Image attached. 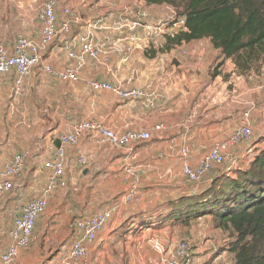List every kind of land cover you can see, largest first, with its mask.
Masks as SVG:
<instances>
[{
    "label": "crops",
    "instance_id": "obj_1",
    "mask_svg": "<svg viewBox=\"0 0 264 264\" xmlns=\"http://www.w3.org/2000/svg\"><path fill=\"white\" fill-rule=\"evenodd\" d=\"M31 1L32 0H0V30L3 29V32H0L1 42L10 43L18 37H26L35 41L39 39V32V35L35 37L30 36L28 34L29 32H27V29L31 26L32 21ZM43 2V0H40V4L37 7V11L41 9ZM63 2L65 3H62V1L60 0L57 1L55 13L58 17H61V11L63 7H69L71 9L75 8V11L78 12L79 4L77 5L75 0H63ZM86 6L87 14L91 15L89 18L101 19L104 22V27L109 28L98 32L96 34L97 40L101 43H116V45L119 47L117 49V46L115 45L116 47L110 51L111 53L109 64L107 66H102L106 67L105 70L98 69V67L101 65H97L92 61L88 60L84 66L87 75H97L98 78L91 79L105 80L110 83L120 84L124 88H141L142 86H146L147 80L141 79L144 77L148 78L150 85H148L146 88L150 89L147 91L158 94V97L155 100L154 104L148 106L151 110L150 114L154 115V117L153 121H149V126H147L146 128L134 127L123 130V128H121L119 124L123 122L127 116H129L127 115V110H134V113L140 112L137 108V101H121L111 93L102 94L105 95L106 99L99 101L96 100V96L101 95V92H93L90 89L84 90L86 91V93H90L93 98L88 97L86 99L80 100V98H78L79 95L76 93V90H74L75 92L72 93L71 90H65L64 88L66 86L75 87L73 86L75 84L64 83L53 79L54 81H56V85H60L61 87L59 96L61 101V107L63 106L64 109L72 108V110L76 107H81V109H88L89 111H91V113L94 112L90 115H85L83 117L80 116L82 118L74 120L72 123H70V126L61 128L65 130H59L58 132V126H55L56 130L54 131L58 132V136L61 133L70 132L72 130L73 125L78 120L82 119H92L99 121L116 133H124L130 130L150 131L151 133H157L156 135H161L160 137H158L159 139H170V142H168L163 149L160 148L155 153V156H158L155 158V160L157 159L160 161L166 159L171 154H174L175 151L176 156H179L180 148H187V146L185 145L180 146V144L186 142V140H192L195 138H212L222 141L226 139L229 135H231V133L239 126V120H237V116L235 118V124L233 123L234 126L232 129L228 127V124L231 121L233 110L237 115V112L239 110L237 106L242 104V101L240 100H243L245 96L247 97L250 94V88H248L247 90H241L240 88L238 89L240 85V78L239 76H236L238 74H236L234 67L231 65L230 61L224 60L223 56L218 50H215L212 47L209 39L182 43L179 46H171L166 43V40L162 38V36H156L157 38L155 37L154 39L157 41L158 45L162 49L164 46L169 49L163 50L161 53H155L154 55H152L150 58V68L148 70L143 71L144 68L138 69V67L133 68L128 65V60L131 59V53L133 52L131 49H129L131 47V45L129 44V40L132 35H143V31L139 27L130 31V21L136 19L133 17V15L125 12V10L128 7H130L131 9H139L140 12L143 13V16L142 19L138 20L141 24H145L158 23L171 17V7L166 5H147L141 0H87ZM76 30H78V28L73 27V34H75ZM145 34L146 33L144 32L143 36H145ZM11 36L12 39L10 38ZM73 37L74 36H70L66 39L71 41ZM56 41L54 43H56ZM143 42H145V40H143ZM54 43L41 53L44 62L47 63L48 60L53 59L54 54H62L64 56V64H62V66L59 68L67 66L70 63H74L73 61L67 59L66 52L64 55L63 50L65 49V47L64 49L57 48L54 46L56 45ZM63 46H65L64 42ZM120 46H123L124 49L121 50ZM144 47L146 48L145 45ZM73 48L74 50H77V44L75 42L73 43ZM149 50H151V48ZM140 53L142 55L144 54V52ZM145 53H147V55L150 57L148 51H145ZM144 58V56L140 58V64H145L146 61L144 62ZM116 62H118V64H116ZM91 65L93 66V68H91ZM28 78L25 81H29ZM51 79L49 81H46L45 79L44 82L51 84L53 83V80ZM253 79L254 78L250 77V80ZM11 83L12 80L8 81L5 77L4 83L0 85V166L6 164L10 159L11 155L14 153L25 151L30 156V159L26 163L21 177H19L18 179H14L13 181V194L14 192H17V194H19L18 197H20L18 198V202L16 203V205L18 206L20 204L23 205L24 203H26L29 198L31 199V197L37 195V193L39 194L40 191L37 192V189L40 188L41 190L44 186L47 174L49 172L48 170L43 169V162L49 158L47 148H50L51 146H47L45 150L40 146L39 142L36 141L33 144L31 143V134L25 131V127L28 128L29 124L27 125V122H25L23 118H21V113L20 115L18 114L19 116H16V114L18 113V108L22 106V101L20 100L23 99L21 97H23L25 94L21 97L16 98H13L12 95H8L7 93H9L8 89H11ZM25 84L26 82L24 83V85ZM26 89L27 88L25 85V92ZM257 91H260L259 87L257 88ZM68 98L70 99V103L74 104V106L66 105L68 102ZM251 103H253V101ZM262 106L264 107V103ZM254 107L255 109L252 112L253 115H251L252 118L255 116L256 113L259 112H256L257 106L254 105ZM14 110L15 113L12 114ZM260 112H262L260 118L264 120V110ZM77 114L78 113H76V115ZM63 116H66V118L68 119L73 115L67 110H65ZM228 116L229 121H224L223 117ZM113 117H115L116 119H113ZM257 121L256 119H251V123L254 128H256ZM144 122L148 121L145 120ZM158 124L164 125L165 129L160 132L153 131V127ZM237 124L238 126H236ZM223 125L225 127H223ZM222 129L225 130L222 131ZM261 132H263L262 129L260 132L257 133V135L260 138H263L264 133ZM58 136L52 140L51 145H53L54 141L58 138ZM84 139L85 138H83V140ZM83 140L82 142H84ZM88 140L90 141V143L88 142ZM88 140H86V142H84L83 144L92 145L98 143L99 145H105L99 143L96 138L91 136ZM177 140H182V142H176ZM262 143H260L258 146H260ZM131 147H129L128 150H121L124 157L128 155V152L130 150V164L134 159H136L137 155L139 154L136 152V149L134 150L133 147ZM177 148H179L178 151ZM188 148L187 151L190 157V164L192 167H195L199 164L200 160H194L190 147ZM73 150L74 149L72 147H68L66 149L67 161L69 163V166L66 169V178L67 186H70V188L76 187L77 194L74 190H70L67 192L65 199H69V197L73 196V193H75L79 197H83L86 202L88 200L94 203H96L98 200L103 201L105 194H108L102 192L104 189L102 185L104 183V180L98 178H94L95 180L88 179V176L91 173V169L94 166L89 165V170H86V172H88L86 177H82L83 172L78 173L80 175L78 178H76L77 176H74L76 173V168H73L72 165L74 164L77 166V164L75 163L77 152L75 154V157H71L70 153L73 152ZM96 151L102 153V156L104 155V157H106L104 152L100 151L99 149H96ZM32 155H34V157ZM232 160H237V157L232 158ZM33 161L40 164H37L39 165V169L37 168V166H35L36 163ZM145 163L146 164L144 166H146L147 168H157L154 167L153 159L147 160L145 161ZM115 164V160L111 158L108 159V162L104 163L105 168H107L108 170L116 169ZM131 165L137 171L138 177L140 178V171L138 169L139 167L134 163ZM68 170H70V172H67ZM211 173L207 174L205 179L210 177ZM227 174L231 175L230 173ZM163 176L164 182H162L163 184L159 190L156 189V187L158 186L152 185L150 184V182L146 183L145 181V183H143L144 180L140 181V186L138 190V181V191L136 193V196L141 191V188L143 189L141 191L142 193H140L138 197H136L137 200L135 201L139 206H143V211H138L140 210V208H138L135 210L133 209L134 211H129V214L124 213V210L127 209V207L130 205L119 209V211L112 216L110 221L100 232V234L102 235L104 234L108 226H112V229L109 230L110 236H108L105 241V248H107V243H116V239L114 238L116 237L118 227L125 221H128V223L131 224V231L125 237L123 236V238L119 239L117 242L123 241L124 246L126 247L127 244H131L129 240L133 238L132 242H136L137 244H139L137 239L139 236L136 235L135 227H133L134 220L141 219V214L147 212L148 208L154 207L152 205L155 204H162L163 202H161V199L168 197L164 194L159 195L158 191H162L165 188L174 191L178 190L180 188V181H182L183 178L182 174H180L181 180H179V178H176L175 176L172 178L166 173H164ZM72 177H75L76 179H72ZM141 177H143V175H141ZM95 182H97V184H95ZM108 184L109 182L107 181V185ZM184 188L185 186H183L182 189ZM13 194L11 195V197L15 198ZM14 200L9 203V210L11 208H14ZM49 205L50 203L48 201V206ZM143 215L145 216L146 214ZM205 218L208 219L207 217ZM170 224V222L166 223L167 226L164 227V230L169 228ZM12 226L13 223L11 224L10 228H12ZM131 234H134L132 235L134 237H131ZM137 234L139 233L137 232ZM141 234L145 235L143 233ZM0 237L3 236H1L0 234ZM1 241L6 242V247H4L6 249L10 243V240L6 237H3L2 239H0V242ZM216 251L218 252V250ZM221 251L222 252L219 254L212 255V253H210L209 255L207 254L206 256L199 257L198 260H201L199 264H204L205 259L210 260L208 264H222L221 260L224 259L222 255L226 254V246L225 248H223V250L221 249Z\"/></svg>",
    "mask_w": 264,
    "mask_h": 264
},
{
    "label": "rangeland",
    "instance_id": "obj_2",
    "mask_svg": "<svg viewBox=\"0 0 264 264\" xmlns=\"http://www.w3.org/2000/svg\"><path fill=\"white\" fill-rule=\"evenodd\" d=\"M60 1H62V3H65L63 2V0ZM75 1L77 5L79 4L78 12L75 11V8H73L74 10L72 9V11L76 13H80L83 17H90L91 15L87 14V6H86L87 0H75ZM39 4H40V0L31 1L32 21H31V26L28 27L27 29V32H29L28 34L32 37L38 36L40 33V23L38 19H36V16H38L37 15L38 12L41 10L40 9L39 11H37V7ZM129 8L130 7H128V9ZM134 10H136L134 12H139L141 14L139 16V19H142L143 13H141L139 9H134ZM175 18H176L175 12L172 10L171 17L167 18L166 20L160 21L158 23H145V24L146 26L149 27H154V25H160V24L169 25L171 24L172 20ZM130 26H131V22H130ZM140 29L143 31V35H144L145 32L144 29L143 28ZM0 32H3V29H1ZM176 34H172L170 32H166L165 34L151 35V36H148L146 34L145 36H143L139 34L140 37L143 36L142 40L139 42L140 44L139 47L135 46L133 40L131 41L129 40V44L131 45L129 49H131L133 52L131 53L132 55L131 59L128 60V65H130V67L133 68L138 67V69L144 68L143 71L148 70L150 68L151 56L154 55L155 53H161L163 50L169 49L166 48L165 46L162 49L154 38L156 36L158 37L162 36V38H164L167 42V37H172ZM72 36H74V34H72L71 37ZM133 36L134 35H132V37ZM10 38L12 39V36ZM143 40H145V42H143ZM104 43L108 44L109 42H104ZM54 44H56L54 45L55 47L64 49L62 37H59L56 43ZM144 45L146 46V48L144 47ZM120 48L121 50L124 49L123 46H120ZM150 48L151 50H149ZM145 51H148L150 57L147 55V53H145ZM65 52L66 50L64 49L63 50L64 55ZM140 52L142 53L144 52V54L142 55ZM143 56L145 57L144 62L145 61L146 62L145 64H140V60H141L140 58ZM224 60H228L231 62V65L234 67L236 74H238L235 75L237 77L239 76L240 78V85L238 89L240 88L241 90H247L248 88H250V94L247 97L245 96L243 100H240L242 101V104L237 106L239 108L237 115L233 110L231 121L228 124V127H230L231 129L233 128L235 124L236 116H237V120H239L238 124H240L242 120V112L247 111L248 108L250 107V103L253 101L254 105L257 106L256 112L257 111L259 112L256 113L253 118L251 117L252 120L253 119H256V121L258 120L256 124V128L253 127V133L251 139L252 141L256 139V137L258 136L257 133L260 132L261 129L263 130V132L261 133H264V120L260 118V115H262V112L260 111L264 110V107L262 106L264 103L263 102L264 57H261V59L258 62L252 63L251 69L249 71H245L244 73L243 72L241 73L240 70H238L232 59H224ZM47 63L51 64L55 68H59L62 66V64H64V56L62 54H56V55L54 54L53 59L48 60ZM116 64H118V62H116ZM91 68H93V66ZM98 69L105 70L106 67L99 66ZM11 75H8L6 77L8 81L12 80ZM250 77L254 79L250 80ZM91 78H98V76L87 75V72L85 71V67H83L81 71H79L78 82L75 83V85H73L75 87L66 86L64 88L65 90H71L72 93L75 92L74 90H76V93L79 95L78 98H80V100L86 99L88 97L93 98V96H91L90 93H86L85 91L86 89L89 90L86 86V81ZM28 79L29 81H25L26 82L25 85L27 88L25 95L21 97L23 100H20L22 101L21 102L22 106L18 108V113L16 114V116H19L21 113L22 115L21 118H23V120L27 122V125L29 124L28 128L25 127V131L31 134L32 144L37 141L39 142L40 146L46 150L47 146L49 147L51 146L52 140L58 136L57 133L59 132V130H65L61 128L70 126V123H72L74 120L80 119L85 115H90L94 113V112L91 113V111H89L86 108L81 109V107L80 108L76 107L73 110L72 108L64 109L63 106L61 107V101L59 98L60 90H61L60 85H56V81L39 73L37 69H35L32 72V74ZM45 79L46 81H49L51 79L53 80V83L51 84L45 83L44 82ZM141 80H147L146 86H142L141 88L140 87L138 88L136 87V88L146 91L144 93L149 96V98L147 99L152 104H154L155 100L158 97V94L147 91L150 89V88H146L148 85H150L148 78L144 77ZM258 87L260 91H257ZM8 90L9 93L11 94L9 93L7 94L12 95L11 89ZM102 94H107V93H101V95L96 96V100L99 101L105 100L106 97L105 95ZM66 105L74 106V104L70 103L69 98ZM149 105L150 103L144 100H140V101L138 100L137 108L140 112L134 113L133 112L134 110L128 109L127 115L129 116H127L125 120L119 124V126L123 128V130L134 127L146 128L147 126H149L150 123L149 121H153V117H154V115L150 114L151 110L148 107ZM65 110H67L73 116L67 119L66 116H63ZM14 113L15 110L12 112V114ZM76 113L80 115L78 114L76 115ZM251 115L253 114L251 113ZM113 119L116 118L113 117ZM145 120L148 122H144ZM223 120L229 121V116L223 117ZM238 124L236 126H238ZM55 126H58V132L54 131L56 130ZM223 127L225 126L223 125ZM51 128H55V129H51ZM225 129H222V131ZM156 134L157 133L152 132L150 139L148 141L143 143H138L139 145L132 146L133 149L134 150L136 149V152L139 153L136 159H134L131 163V164L134 163L139 167L138 169L140 171L139 172L140 178H139L138 190L141 180H144L143 183H145L146 181V183L150 182V184L158 186L156 187V189L159 190L163 184L162 182H164L163 180L164 173L170 175L172 178L175 176L176 178H179V180H181L180 179L181 163L179 156L178 155L176 156V151L174 152V154H171L166 159L160 161L157 159L155 160V158L158 157L157 155L155 156L156 151L160 148L163 149L164 146L167 145L168 142H170V139L169 140L159 139L158 137H160L161 135H156ZM88 139H90V136L85 137L83 141L86 142V140ZM220 141L221 140L212 139V138H206V139L195 138L192 140H186V142L184 143H181L182 140H177L176 142H180L181 143L180 146L185 145L187 146V148L190 147L194 160H200L209 149H211L216 143ZM84 142H82V144L78 149H74L73 152L70 153V155L71 157L72 156L75 157L76 152L81 150V152L88 157L89 162L87 167L94 166L91 169V173L89 174L88 179L91 180H95L94 178L103 179L104 183L102 185L104 189L102 192L108 194L107 195L105 194L103 201L98 200L96 203H94L90 200L86 202V200L83 199V197H79L78 195H76L77 194L76 187L70 188V186L69 187L67 186L64 189L54 192L49 199L50 205L49 206L47 205L45 212L37 220L34 234L28 249L20 253L19 256L20 264H61V261L66 257L69 251L72 241L77 235L73 227L74 221L81 217H89L94 212L105 210L110 206L119 205L120 197L130 188L132 182L131 181L126 182L124 181L123 178L122 171L124 167V163H123L124 155L121 152V150H115L114 147L110 145H99L98 143L90 145V144H83ZM88 142L90 143L89 140ZM252 148L253 145H250V142L243 144L241 146L232 147L231 149H229L228 153L226 154V159L224 164L215 167L213 170L215 171L216 169H220V168L227 169L226 173H230L231 175H233L232 172L234 169L238 167L239 162L245 163L247 158L251 156L253 152ZM48 149L49 148H47V151ZM96 149H99L100 151L104 152L106 157H104V155L102 156V153L97 152ZM178 150L179 148H177V151ZM32 156L34 157V155ZM234 157H237V160L235 161L232 160V158ZM110 158L115 160L116 169L114 170L113 169L108 170L107 168H105L104 163L108 162V159ZM150 159H153L154 167L157 168H153V167L147 168L146 166H144L146 164L145 161ZM35 163H36L35 166H37V168L39 169L40 164L37 162ZM72 167L76 168V173L74 176L75 177L77 176L76 178H78L80 176L78 173H80L79 171L81 170V168L78 167V165L76 166L74 164L72 165ZM141 175H143V177H141ZM75 177H72V179H76ZM107 181L109 182L108 185H107ZM95 184H97V182H95ZM183 186H185L186 189L184 191H180L181 187L183 188ZM192 186L195 185L187 184L183 177L182 181H180V188L178 190L174 191L165 188L162 191H158V194L159 195L164 194L167 196L174 197L177 194L181 195L183 192L191 191L193 189V188L191 189ZM142 189L143 188H141V191ZM37 190H38L37 192H39L40 188H38ZM70 190H74L76 194L73 193V196H70L69 199H65L67 192ZM141 191L139 192V194L142 193ZM11 193L13 194V190ZM11 193L8 196L0 199V231L6 230L11 227L13 220L16 217H18L20 209L30 199L29 198L26 201V203H24L23 205L20 204L17 206L16 205V203L18 202L17 200L18 198H20L18 197L19 194H17V192H14L13 196L15 198H12ZM138 195L135 196L133 201L129 204L130 206L127 205L128 206L127 209L129 210L125 209L124 213L129 214V211L138 208H140V210L138 211H143V206L141 205L139 206L135 201L137 200L136 197H138ZM13 200L15 201L14 208H11L9 210V203H11ZM152 206L154 207L148 208L147 212L141 214L140 217L141 219L134 220V225L136 226L135 233L136 235L139 236L137 238L139 244H137L136 242L135 243L132 242L133 239L132 238L131 240H129L131 244H127V246L125 247L123 241L117 242L119 239L123 238L124 235H122V233L117 232L116 237L114 238L116 239V243L114 244L107 243L106 244L107 248H105L106 238L110 236L109 230L112 229V226H108L104 234L102 235L100 234L97 241L91 246L90 250L87 253L86 258L80 261L79 264H165L163 262H160L159 260L160 256L150 246L149 241L151 239H156L162 244L163 248L165 249V256L167 258L172 257V251L170 248L171 244L182 241L188 242L193 261L195 260L193 264H199L201 262V260H198L199 257L206 256L207 254L209 255L210 253H212V255L219 254L222 252L221 249L225 248V246L227 248V244L229 243L230 240V237L228 236L231 235V233L227 231L223 232L215 228L214 223H212L211 221V218H208L206 220L196 219L191 222L189 221L188 223L185 224L182 223L180 219L173 220V222L170 224V227L164 230V227L169 225V224L166 225V223L170 222V221L165 222V220L175 215L173 214V211L175 209L174 207L172 208L170 204H164V205L155 204ZM121 208L122 207H119L118 211ZM143 214L146 215L144 216ZM157 216L160 217V220L156 222L154 221V218H156ZM145 219L149 220L148 225L146 224L142 225V220L144 221ZM137 232L139 234H137ZM141 233L145 235H142ZM134 234H131V237H134L132 236ZM2 238L3 237H0V239ZM4 247H6V242L1 241L0 255L2 254V251L5 249ZM216 250H218V252ZM222 257H224V259L221 260L222 264H233L232 255L229 252H227V250H226V254L222 255ZM209 261L210 260L205 259L204 264H208Z\"/></svg>",
    "mask_w": 264,
    "mask_h": 264
},
{
    "label": "built area",
    "instance_id": "obj_3",
    "mask_svg": "<svg viewBox=\"0 0 264 264\" xmlns=\"http://www.w3.org/2000/svg\"><path fill=\"white\" fill-rule=\"evenodd\" d=\"M57 0H45L38 13L37 19L40 23V36L37 41L18 37L13 42L3 43L0 41V85L4 83L5 77L12 74L11 83L12 97H21L25 94V80L37 69L41 74L50 78L75 84L79 79V71L85 66L88 60L101 66H107L110 61V51L116 46L114 44L101 43L97 40L98 31L109 29L104 27L101 19L83 17L80 13L72 11L69 7H63L61 17L55 13ZM131 8L125 12L133 15L136 20H131V30L137 27L143 28L146 35L172 34L178 33L184 26V21L176 17L171 24L154 25V27L141 24L139 12H134ZM73 27L78 28L71 41L67 40L73 34ZM59 37L65 43L66 57L73 61L62 68H54L49 63L44 62L41 53L52 45ZM136 47L142 40L140 35L130 38ZM77 44L74 50L73 43ZM119 47H117L118 49ZM86 86L93 92L111 93L121 101L135 102L144 100L151 103L142 89L124 88L120 84L110 83L105 80L88 79ZM255 109L254 104L250 103L247 111L242 112V120L239 126L226 139L216 143L200 159L197 166L192 167L190 157L186 147L179 150L181 163V174L189 185L199 183L215 167L224 164L226 154L232 147L240 146L248 142L253 133V126L250 121L251 113ZM165 129L164 125L158 124L153 127V131L160 132ZM91 136L96 138L99 143L110 145L115 149H129L134 144L143 143L150 139L151 132L145 130H130L124 133H116L103 123L92 120H78L68 133H61L58 136L60 146L56 148L51 145L48 149L49 158L43 162V169L48 170L45 184L39 194L33 196L21 209L19 216L13 221L12 228L1 230L0 234L10 240L7 248L0 256L1 264H20V253L26 251L31 243L35 226L39 217L45 212L50 196L61 189L67 187L66 169L69 166L66 156V149L72 147L78 149L83 138ZM124 157L123 173L124 181H131L132 184L119 200V205L94 212L89 217H81L74 221L73 227L76 237L71 243L66 257L61 264H79L87 256L90 246L95 242L104 226L110 221L112 216L118 211L119 207L129 205L136 196L137 184L139 181L138 173L130 164L129 155ZM30 156L22 151L11 155L8 162L0 166V199L8 196L14 189L13 181L21 177L26 163ZM75 163L84 167L88 164V158L77 151ZM150 246L160 256V262L165 264H193L189 243L186 241L177 242L170 245L172 257L165 256V249L156 240L149 241Z\"/></svg>",
    "mask_w": 264,
    "mask_h": 264
},
{
    "label": "trees",
    "instance_id": "obj_4",
    "mask_svg": "<svg viewBox=\"0 0 264 264\" xmlns=\"http://www.w3.org/2000/svg\"><path fill=\"white\" fill-rule=\"evenodd\" d=\"M141 1L169 6L184 21L182 30L167 37L166 43L171 46L209 39L212 47L224 59H232L241 73L249 71L252 63L264 57V0ZM251 139L248 142L253 145V152L245 163L239 162L233 175H228L227 169L210 171L211 176L205 179L206 175L200 184H193L191 191L173 198L168 196L161 199L162 204H157H170L175 209V215L165 222L180 219L185 224L207 217L215 228L230 232L226 250L232 255L233 264H264V136ZM87 166H79L80 173L89 170ZM185 189L181 187L180 191ZM159 220L158 216L154 218L156 222ZM144 224L148 225L149 220H142ZM130 228L131 224L125 221L117 232L126 236Z\"/></svg>",
    "mask_w": 264,
    "mask_h": 264
},
{
    "label": "water",
    "instance_id": "obj_5",
    "mask_svg": "<svg viewBox=\"0 0 264 264\" xmlns=\"http://www.w3.org/2000/svg\"><path fill=\"white\" fill-rule=\"evenodd\" d=\"M53 145H54L56 148H58V147L60 146L59 140L56 139V140L54 141ZM86 170H87V169H84V170H83V174L86 172Z\"/></svg>",
    "mask_w": 264,
    "mask_h": 264
}]
</instances>
